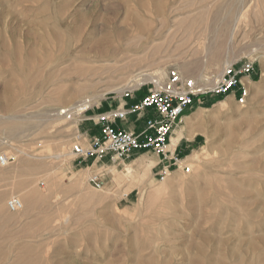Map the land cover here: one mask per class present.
<instances>
[{
	"label": "rangeland",
	"instance_id": "rangeland-1",
	"mask_svg": "<svg viewBox=\"0 0 264 264\" xmlns=\"http://www.w3.org/2000/svg\"><path fill=\"white\" fill-rule=\"evenodd\" d=\"M101 37L120 54L92 63ZM77 54L84 61L69 66ZM252 54L243 107L231 96L207 98L182 119L179 133L194 138L181 147L189 174L160 181L152 152L124 162L72 153L90 141L63 111L87 101L94 116L139 82L151 87L144 79L155 74L215 76ZM196 113L214 123L188 135ZM0 156L9 160L0 166V264H264V0H0ZM242 160L254 165L249 174ZM13 197L23 205L17 213L6 206Z\"/></svg>",
	"mask_w": 264,
	"mask_h": 264
},
{
	"label": "built area",
	"instance_id": "built-area-1",
	"mask_svg": "<svg viewBox=\"0 0 264 264\" xmlns=\"http://www.w3.org/2000/svg\"><path fill=\"white\" fill-rule=\"evenodd\" d=\"M256 57L252 54L244 60L226 63L220 72L213 76L183 78L178 72L170 71L159 84L139 85L136 89L124 90L120 99L124 102L134 100L137 94H145L135 103L124 104L87 115L92 107L79 104L71 110L63 111L66 120L92 122L99 127V135L89 138V145L76 143L72 153L81 161H100L109 158L112 162L130 159L138 153L152 152L158 158L159 170L156 177L164 181L174 171L189 174L191 168L185 163V157L177 152L178 142L171 147V140L181 129L182 119L194 105L202 106L207 98L233 97L237 105L243 107L249 97L248 83L255 75ZM142 121L143 126L135 131ZM132 124V130L124 125ZM81 140L82 134L76 137ZM9 160L0 156V166L7 167ZM90 185L97 190L103 186L101 177L93 175ZM8 211L17 213L22 210V202L13 197L6 203Z\"/></svg>",
	"mask_w": 264,
	"mask_h": 264
},
{
	"label": "bare ground",
	"instance_id": "bare-ground-1",
	"mask_svg": "<svg viewBox=\"0 0 264 264\" xmlns=\"http://www.w3.org/2000/svg\"><path fill=\"white\" fill-rule=\"evenodd\" d=\"M234 1V0H233ZM237 1V0H236ZM159 9V8H158ZM218 15L216 14V17H217ZM221 18H223V17H221ZM224 19V18H223ZM223 21V20H222ZM224 21H225V19H224ZM235 23V22H234ZM234 25V24H233ZM235 26V25H234ZM234 26H232V27H234ZM135 27L138 29V31H143L144 29H145V27L142 25V24H139V23H135ZM234 33V32H233ZM107 34V33H106ZM122 35V33L120 32V33H117L116 35H115V37H117L116 39H118V38H120V36ZM230 36V35H229ZM230 37H232V36H230ZM98 38V37H97ZM110 40H111V38H110ZM230 40L231 39H229V42H230ZM116 43V42H115ZM92 46L96 49L95 51H94V57H92L91 59H93L94 61L92 62V63H94V62H97V59L99 60V61H103V62H109L110 60H108L107 58L108 57H111V59L112 58H114L115 59V57H117L120 53H118V52H115V50L116 49H114V47L112 46L113 44L112 43H110L109 42V39L107 38V37H101V38H99V39H97V40H94L93 42H92ZM91 46V45H90ZM91 47L88 49V50H90L91 51ZM88 50L86 49V48H84V49H82V52L80 53V54H82L83 56H85L84 54L85 53H90V52H88ZM93 50L94 49H92V52H93ZM62 51V50H61ZM228 51V50H227ZM35 53V52H34ZM37 53V52H36ZM35 53V54H36ZM214 53V52H213ZM34 54V55H35ZM58 54V53H57ZM39 55V54H38ZM62 55V54H61ZM60 55V56H61ZM82 55H75L74 57H70L69 58V61H71V63L69 64V66H71V67H76V63L77 62H82V61H84L83 59H84V57L82 56ZM218 56V55H217ZM37 57V56H36ZM66 57V56H65ZM104 57H107L106 59L107 60H103L102 58H104ZM43 58V57H42ZM52 59V58H51ZM88 59H90V58H88ZM136 59V58H135ZM136 61H139V59L137 58L136 59ZM87 62H88V60H87ZM90 62V61H89ZM44 63V62H43ZM107 64V63H106ZM211 64V63H210ZM56 65V64H55ZM208 65V64H207ZM206 66V65H205ZM220 66V65H219ZM63 67H66V66H63ZM84 67V66H83ZM191 67V66H190ZM90 68V67H89ZM189 68V67H188ZM57 69V68H56ZM66 69V68H65ZM64 69V70H65ZM191 69V68H190ZM74 71V70H73ZM66 72V71H65ZM68 72V71H67ZM70 73V72H69ZM218 73V72H217ZM75 75V74H74ZM88 76H89V73L87 74ZM65 77V76H64ZM144 78H146V77H144ZM132 79V78H131ZM140 79V78H139ZM136 80V79H135ZM146 80H150V81H152L154 84H159L161 81H162V76L160 75V74H155V75H153V76H151L149 79H144V81H146ZM53 82V81H52ZM139 82V81H138ZM68 83V82H67ZM136 84H137V82H135ZM141 83L143 84L144 82H139L137 85L139 86V85H141ZM136 84L134 85V87H136ZM254 84V83H253ZM54 85V84H53ZM50 88V87H49ZM20 91V90H19ZM81 103H83L84 105H88L89 103L86 101V102H81ZM226 104V103H225ZM225 104H224V102H222V103H219V105H218V110L216 111V112H219L220 113V111H221V109H223L224 108V106H225ZM73 108V107H72ZM71 109V108H70ZM60 114H62V113H60ZM57 115V114H56ZM62 115H60V117H61ZM58 117V116H57ZM215 117V116H214ZM212 124V123H214V120H213V116H211V115H202V114H200V113H196V114H194V116L192 117V118H188L187 120H186V126H184L183 127V129H186L187 130V132H188V135H189V133H193V132H200V127L202 126V124L203 125H206V124ZM244 123V122H243ZM234 125V126H233ZM232 125V127L233 128H239L242 124L241 123H237V122H235L234 124ZM250 125H251V123H250ZM249 125V126H250ZM220 126V125H219ZM222 129H223V131L224 130H226V128L228 127V126H225V125H223V126H220ZM251 127V126H250ZM251 129H253L252 127H251ZM203 130V129H202ZM239 133V132H238ZM190 134V135H191ZM206 134V133H205ZM180 136H181V133H179V131H177L176 132V137L175 138H173L172 140H171V147H174L175 146V144L178 142V140H179V138H180ZM188 137V136H187ZM191 137V136H190ZM226 140V139H225ZM224 141V140H223ZM238 142V141H237ZM245 146V145H244ZM206 147V146H205ZM226 149H228V148H226ZM231 149V148H230ZM211 150V149H210ZM199 154V153H198ZM209 154V153H208ZM207 154V155H208ZM214 154H215V152H214ZM197 156V155H196ZM208 157V156H207ZM215 157V156H214ZM217 157V156H216ZM188 158H190V157H188ZM199 158V157H198ZM228 162H229V160H227ZM255 161V160H254ZM191 162V161H190ZM244 161L242 160V162H241V164L243 163ZM253 162V161H252ZM228 164V163H227ZM264 163H262V165H263ZM226 165V164H225ZM237 165V164H236ZM229 166H230V164H229ZM238 166V165H237ZM259 166V165H258ZM257 166V167H258ZM239 168V170H241L243 173H246V174H249L254 168V165H247L246 163L244 164L243 163V165H240V166H238ZM146 168V167H145ZM144 169V168H143ZM200 169V168H199ZM198 169V170H199ZM223 169V168H222ZM126 171H127V175L128 174H130L131 173V171H130V169L127 167L126 168ZM146 171V170H145ZM222 171V170H221ZM149 173H150V171H149ZM216 173H218V170H217V172ZM260 173H262V174H264V167H262V169L260 168ZM252 174V173H251ZM261 174V175H262ZM122 175V174H121ZM218 175H220V174H217L216 176H218ZM225 175V174H224ZM125 176H126V174H125ZM129 176H131V175H129ZM252 176V175H251ZM255 176V175H254ZM259 176V175H258ZM248 179H245V181H247ZM152 181V180H151ZM235 181H237V180H235ZM144 182L145 183H143V182H141V184H140V187H143V186H146V185H148V187L150 188L151 187V183L150 182H147V181H145L144 180ZM203 182H204V180H203ZM219 182V181H218ZM230 182V181H229ZM242 183H244V179L241 181ZM224 184V183H223ZM222 186V185H221ZM224 186V185H223ZM208 188V186L206 185L205 186V188ZM211 187V186H210ZM243 187V186H242ZM206 188V189H207ZM140 189V188H139ZM222 189V188H221ZM232 189V188H231ZM239 190V194L241 195V196H247V195H250V194H252L250 191H248L247 189H244V188H242V190H240V189H238ZM142 191V190H141ZM146 191V190H145ZM207 191V190H206ZM205 191V192H206ZM150 192V191H149ZM157 192V191H156ZM212 192H213V190H212ZM211 193V192H210ZM215 193V192H214ZM224 193H225V191H224ZM231 193H232V191H231ZM159 194V193H158ZM207 194H208V192H207ZM223 194V193H222ZM149 195V194H148ZM217 195V194H216ZM224 195V194H223ZM180 196V195H179ZM237 196V195H236ZM152 197V196H151ZM181 197H182V195H181ZM209 197H210V195H209ZM147 198V197H146ZM211 198H212V196H211ZM182 199V198H181ZM168 200V199H167ZM167 200H166V204H167ZM205 200V198L202 200V201H204ZM221 201V200H220ZM222 202V201H221ZM228 202V201H227ZM194 203V202H193ZM148 204V203H147ZM196 204H197V202H196ZM220 204H223V203H220ZM239 206L240 207H242V208H244V205L245 206H247L248 207V205H247V203L245 202V200L243 199V200H240L239 201ZM168 205V204H167ZM171 205V204H170ZM203 205V204H202ZM220 206V205H219ZM228 207V206H227ZM234 207V206H233ZM169 208V207H168ZM199 208V207H198ZM207 209H209V208H207ZM232 209V208H231ZM230 213V212H229ZM227 214H228V212H227ZM249 216H250V214H249ZM158 219V218H157ZM223 223V222H222ZM221 223V224H222ZM219 225H220V223H219ZM200 255V254H199ZM140 256V255H139ZM202 256V255H201ZM151 257V256H150ZM143 258V257H142ZM152 258V257H151ZM137 260V259H136ZM198 261V260H197ZM136 263V262H135ZM151 263V262H150ZM148 264V263H147Z\"/></svg>",
	"mask_w": 264,
	"mask_h": 264
},
{
	"label": "crops",
	"instance_id": "crops-1",
	"mask_svg": "<svg viewBox=\"0 0 264 264\" xmlns=\"http://www.w3.org/2000/svg\"><path fill=\"white\" fill-rule=\"evenodd\" d=\"M251 83H252L251 81L248 83V87H250ZM144 94H145V92L142 90V91H140L137 94V97L134 100H130V101H127V102H124V101L116 102L113 105H110V103L107 102V104H105V110H108V109H111V108H114V107H120L121 108L125 103L128 104V105H131V104L135 103L136 101H138ZM82 125H84V127H82V128L84 130V135H85L86 138H92V137H95V136L99 135V127L98 126H94V124L92 122H82ZM124 126H125V128L130 129V130H132L133 127H134L132 124H127V125H124ZM142 126H143V122L142 121L138 122L136 124V126H135L136 127L135 131H139ZM182 135H183V133H182ZM193 139L194 138H192L191 140H189V139L186 140L183 136H181L179 138L177 152L180 154V156H182L181 155V152H182L181 151V149H182L181 147L183 145V140L189 142V141H193Z\"/></svg>",
	"mask_w": 264,
	"mask_h": 264
}]
</instances>
